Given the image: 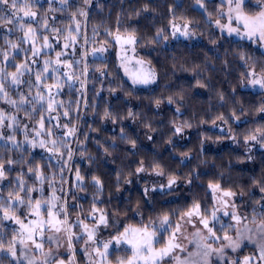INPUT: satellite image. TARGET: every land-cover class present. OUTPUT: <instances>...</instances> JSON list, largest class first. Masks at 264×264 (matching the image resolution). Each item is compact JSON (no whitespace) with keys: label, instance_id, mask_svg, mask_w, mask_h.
<instances>
[{"label":"trees","instance_id":"obj_1","mask_svg":"<svg viewBox=\"0 0 264 264\" xmlns=\"http://www.w3.org/2000/svg\"><path fill=\"white\" fill-rule=\"evenodd\" d=\"M204 4L206 11L196 5L195 0H91L88 5L83 0H68L66 4L60 0H38L33 8L38 12L36 19L29 21L25 17L20 21L31 23L37 29L35 47L42 48L45 36L52 45L42 48L35 57L33 43L25 42L18 24L0 20V66L10 73L16 70L14 65L27 62L31 69L24 72L23 83L19 85L11 84L10 77L4 81L7 99L17 101L16 105L8 103L0 94V111L5 117H15V122L6 119L0 127V135L4 137L0 138V159L15 161L11 166L6 165L9 174L7 180L0 183V199L7 201L8 191L17 190L16 177L23 174L26 187L42 188L44 199L50 198L53 190L58 193L60 204L65 203L70 224L76 223L77 216L85 223H95L100 213L88 215L95 202L109 221L107 227L100 226L98 233L111 237L117 224L118 230L123 231L129 225L148 224L149 219L155 220L164 211L176 210L172 215L175 224L181 211L193 200L200 202L202 210L207 208L210 212L214 201L208 183L214 181L237 193L234 204L241 217L247 216L251 221L255 208L258 223L261 208L256 202L264 204L261 199L264 192L260 191V185L264 184V147L253 141L246 144L245 136L264 125V113L258 112L264 104V92L240 87L239 81L241 73L249 71L251 66L260 72L264 67V53L251 41L233 39L215 30L209 20L218 16L221 2L204 0ZM81 9L87 16L80 14ZM258 9L253 0L245 1L246 13L255 14ZM4 15L7 13L0 11V16ZM178 21L187 22L196 38L171 39L170 24ZM44 23L48 27H43ZM133 30L138 55L156 72V82L150 88L133 87L122 75L113 53L107 52L102 58L92 55V50L99 45L113 47L115 34L126 35ZM158 30H162L160 36H157ZM69 31L74 42L66 39ZM164 36L168 37L167 43ZM5 37L17 43L19 50L11 49ZM65 43L70 46L65 48ZM146 47L152 49L146 52ZM4 51L8 52L7 61L3 58ZM57 52L64 53L60 59L71 63V69L54 63ZM241 54L247 59V65ZM46 59L53 62L46 74L48 78L37 82L36 73L43 70ZM100 67L105 68L103 76L96 70ZM53 68H58V72H53ZM65 72L85 80L84 88L81 89L79 80L69 81L63 75ZM55 80H61L63 87L58 94L55 88L51 92L63 107L57 105L55 111L47 112L43 111L47 108L46 100L42 104L19 103L21 94L32 101L38 89L47 97L48 89L44 85H51ZM198 81L204 87H200ZM169 97L173 103H168ZM156 100L161 101L159 107ZM177 107L180 112L176 111ZM130 110L134 117L128 116ZM65 111L69 112L68 116H64ZM105 111L110 113L109 117L104 116ZM233 113L240 119H235ZM41 116L44 130H51V136L36 137V132L41 130L38 123ZM219 116L227 123L217 119ZM185 122L191 127L173 135L174 124ZM9 124L12 126L8 127ZM64 125L75 127V134L67 136L68 129ZM25 131L29 141L54 139L58 143L66 141L67 147H60L62 155L33 148L25 140ZM13 135L14 141L7 139ZM128 139L136 141L135 148ZM69 149L73 153L71 159L67 155ZM182 153H188L187 158ZM141 161L147 170L137 173ZM157 162L164 170L163 176L152 171ZM36 164L44 174L43 184L28 171ZM77 170L84 177L83 181H77ZM170 175L178 179L172 188H166ZM93 176L102 182L99 192ZM156 177L164 187L153 191L151 186L157 184ZM146 187L148 194H145ZM31 195L34 199L41 198L38 190ZM26 212L27 209L21 207L17 215L28 223L35 217L26 216ZM61 216L63 218V214ZM3 225L7 244L13 229L18 227L10 220ZM104 229L107 232L100 233ZM219 229L220 226L215 225L214 230L222 234ZM232 233L233 230L228 234ZM73 246L78 264H88L84 248L91 250L92 245L87 246L84 239H80L74 241ZM68 257L57 254L53 259L68 261ZM0 261L17 264L6 251L0 252Z\"/></svg>","mask_w":264,"mask_h":264},{"label":"snow or ice","instance_id":"obj_2","mask_svg":"<svg viewBox=\"0 0 264 264\" xmlns=\"http://www.w3.org/2000/svg\"><path fill=\"white\" fill-rule=\"evenodd\" d=\"M62 4L68 3V0H60ZM84 4L88 5L91 3V0H83ZM196 5L200 8H205L204 0H195ZM226 3L227 11L223 10V5ZM258 3L261 5L260 11L255 14H248L244 10L245 0H221V10L219 12V16L223 18V16L227 15L228 23L221 24L220 19H216L215 24L216 27L220 29L221 32L227 31L229 35L235 34L241 39L247 38L249 40L259 41L262 45H264V0H258ZM38 5V0H0V11L7 13V15L0 16V20H3L6 24H18L19 28L24 32V40L25 42L31 41L33 43L32 55L33 57L40 54L42 48H51L52 45L49 43L48 37H43V45L42 48L35 47V41L38 39L37 29L34 28L31 23L20 21L24 20L25 17L28 18L29 21L35 20L38 12L33 10L34 7ZM147 10V9H145ZM23 13L22 16L19 14ZM80 14L83 16H87V12L83 9L80 10ZM209 17L211 18V13H209ZM235 20L237 26L233 27L232 22ZM2 26V25H0ZM43 27H48L46 23L43 24ZM172 37L179 38L184 37L185 39H191L195 33L188 27L187 22L181 28L180 26L173 23L172 25ZM241 27L243 28V32H241ZM78 30V28H77ZM53 31H57L53 29ZM162 30H158L157 36H160ZM66 39L72 40L74 42V37L72 36L71 31H69L68 37ZM115 39L118 43L123 45H133L136 43L135 30L131 32H127L126 36H121L119 33L115 36ZM164 39H168L167 36H164ZM5 43L13 50H19V45L17 43L12 42L7 37H5ZM215 43V41H213ZM70 44L65 43L64 47L68 48ZM106 46L101 45L99 48L93 49L92 54H103L106 52ZM3 58L5 61L9 59L8 52L4 51ZM64 55L62 52L56 53V60L54 63L59 66L63 64L64 67L71 69L72 64L68 61H61L60 57ZM15 59V57H13ZM241 59L244 60L245 65L248 64L247 59L243 54H241ZM35 62V61H34ZM128 57L124 56L121 58V67L124 68L125 74L129 75L132 80L133 85H151L156 81V73L154 69H144L143 67L136 73H129L127 68ZM53 62L50 59H46L44 61V68L42 71L36 73V81L42 82L48 77L46 74L49 71V67ZM76 63H79L77 61ZM138 64L143 65V61H137ZM15 71L7 73L5 71V67L0 66V94L7 99L8 93L5 91L4 81L9 77L11 78V84L19 85L23 83L21 77L23 76L25 71H31L27 62L14 65ZM58 68H53V72H58ZM100 72L101 76L105 75V68L100 67L96 69ZM64 76L68 78L69 81H77L79 80L81 89L84 88L86 83L85 80H81L80 77L75 76L71 72L63 73ZM81 75H84V72H81ZM31 84V81H29ZM200 87H204L203 84L197 82ZM71 85H69L70 87ZM240 87H252L259 88L262 92H264V67L261 68L260 72L255 70L254 66H251V69L247 72L241 73V80L239 81ZM45 88L48 89V95L45 97V94L38 89L37 94L33 97L32 101H29L27 97L23 94L20 95V104L25 103H43L47 102V108L43 109V111L52 112L55 111V106L59 105L63 107V104L55 99V96L52 94L51 89H56V94L59 93L60 89L63 87V82L61 80H55V82L51 85L45 84ZM236 89H233L235 91ZM220 98L223 100V95H220ZM7 102L16 105L17 101L7 99ZM173 99L171 97L168 98V103H173ZM161 101L156 100V106H160ZM35 111V108H33ZM177 112H180V108L177 107ZM258 112L264 113V104H262ZM64 116H68L69 112L65 111ZM30 115V114H29ZM134 113L130 110L128 112L129 117H134ZM105 117H109L110 113L105 111ZM235 119L239 120L240 117L236 116L233 113ZM11 119L15 122V117H5L2 111H0V127L4 126L5 120ZM217 119L224 121L227 123L223 116L217 117ZM40 125V131L36 132V137L43 135L51 136V130H44V119L41 116L40 121H38ZM215 125V121H213ZM11 127L12 125H7ZM148 125H146L147 127ZM67 128L66 135L72 136L76 132V128H68L67 125H64ZM191 127L187 122L183 124H174V132L173 135L180 134L184 131L185 128ZM230 131V130H229ZM123 134V130H122ZM0 138H4L0 135ZM127 139V137H125ZM151 139V137H148ZM233 140L236 137H232ZM9 140H15L14 135L7 137ZM25 140L28 142L31 147H39L41 149H45L49 153L53 155H62L60 153V147H67L66 141H60L58 143L57 140H37L33 138L31 141L28 140L27 132L25 131ZM253 141L259 144L261 147H264V125L256 128L254 131L250 132L245 136V143ZM128 143L131 144L133 148L136 147V141L134 139H128ZM171 143V141H169ZM49 145H51L49 147ZM69 159H71L73 153L69 149L67 153ZM182 155L187 158L188 153H182ZM252 157L249 156V159ZM15 163V161L3 160L0 159V183L7 180L9 169L7 166H11ZM147 169L144 167V162H140V166L136 168V172H145ZM28 171L30 173H34L36 179L40 181L41 184L44 182V174L40 171L39 164L35 166H30ZM152 171L157 176H163L164 170L161 165L157 162L152 166ZM77 181H83L84 177L81 176L79 170L76 171ZM178 177L175 175H170L168 177L167 187L171 188L174 184H176ZM92 181L97 186V192L102 190V182L99 177L93 176ZM16 191L9 190L8 191V199L4 201L0 199V252L6 251L9 253L14 259H17V264H19V258L17 257V244H19L22 249H28L30 251H38L42 254L43 259L37 260L35 257H27L24 255V252L21 251V256L27 260V264H65V260L63 259H50L53 257V249L49 247L47 252H44L45 240L49 244L55 243L57 248L61 246V242L63 241L67 246V251L70 253V258L67 261V264H74L75 256H74V241L84 239V243L88 245L91 243L93 245V251L96 253V256L99 257V260L93 258L92 253L88 250V247L84 248L86 255L89 258V264H112V261L109 260V257L113 255L110 252V249L128 245L131 254L126 256H116L115 264H162L166 257L170 258L174 264H189L187 260H181L179 256L175 255L174 252L176 249H180V251H185L186 249L178 243L180 237L177 235L182 232L184 228V224L192 223L194 218H199L197 220V225H203V228L196 227V231L192 233L193 237L196 238V247L200 251L197 252L202 258V264H212L211 256L216 254L221 259L224 257L225 249L231 248L232 251L238 250L243 243L244 239H248L250 242L255 243L257 247V251L259 252L258 259L260 261H264V204H261L260 201L256 203L260 205L261 211L259 212V222L256 221L257 211L253 209V217L250 221L255 225V228H248L246 224L243 225V230L241 229L242 222L248 220L247 216L241 217L236 211V205L231 202L232 197L236 196L237 193L232 191L231 189L222 188L219 182L210 181L208 183V189L212 193L213 201L215 202L212 210L209 212L207 208L202 210L200 202L193 200L190 206H187L183 211H181L179 219L175 224L172 222V215L176 210H169L161 212L155 220L149 219L148 224H143L141 222L140 227H133L131 225L124 227L123 231H117V233L111 238L107 240H99L97 238V233L101 225L107 227L109 224L107 214L103 211V209L97 208L95 202L92 205V208L88 215L95 216V213L99 212L100 215L96 217V222L90 227L84 220H81L79 216L76 218L75 224H70L68 221V212L64 204H60L57 206L56 201L60 198L53 193V195L48 198H43V189H36L35 187H26V182L23 178V174H20L16 177ZM126 183L130 181H125ZM191 183V181H189ZM164 187V185H161ZM40 191L41 198L34 199L31 195L34 191ZM155 190L154 188L152 189ZM260 191L264 192V184L260 185ZM149 189L145 188V194H148ZM21 193H25V195H21ZM243 195V192L240 193ZM264 200V197L261 198ZM24 207L27 209L26 216L35 217L31 219L28 223H25V219L21 218L17 213L20 211V208ZM222 212L224 216H228L231 221H234L235 224L229 223L226 226L221 224L219 229L220 232L223 233V243L219 247H213V243L216 240H219L220 237L217 235V231L214 230L215 224L220 220L218 213ZM61 214H63V219L60 218ZM12 221L18 228L13 229L11 238L7 240V244H5V233H4V221ZM183 221V223H181ZM158 222V223H157ZM74 227H79L81 229V234L73 232ZM232 229H235L236 236H230L228 233ZM206 230V234L204 233ZM253 232L257 233L259 239L254 240L251 235ZM164 233H167V239L164 238ZM247 233V235L245 234ZM39 238V239H37ZM212 241L210 243L209 241ZM192 241H189L191 243ZM162 245L160 247H156V245ZM98 245V246H97ZM34 246V247H33ZM102 249V250H101ZM192 253H189L191 256ZM254 257L253 256H244L242 260H231L229 264H252ZM0 264H3L0 261Z\"/></svg>","mask_w":264,"mask_h":264},{"label":"rangeland","instance_id":"obj_3","mask_svg":"<svg viewBox=\"0 0 264 264\" xmlns=\"http://www.w3.org/2000/svg\"><path fill=\"white\" fill-rule=\"evenodd\" d=\"M218 1L221 2V0H218ZM245 1H247V0H245ZM253 4L255 6H257L259 8L258 11H260L261 5L258 3V0H253ZM223 10L226 13V11H227V5H226V3L224 4ZM216 19H220L221 24H227L228 23V18H227V15H225V16H223V18H221L219 16V14H218L217 17H214V18H212V19L209 20L212 23L214 29L217 30L219 33L224 34V35H226V36H228L230 38H233V39L251 41V42H253L264 53V45H262L259 41L249 40L247 38L241 39L240 37L236 36L235 34L229 35L227 33V31L221 32L220 29L216 27V24H215ZM173 23H175L176 25L180 26L181 28H183V26L185 25L184 22H179V21L178 22H172L170 24V27H169L170 28V36L169 37H171V39H185L184 37H179V38L172 37V31H173L172 25H173ZM232 26L233 27H236L237 26L235 20H233ZM188 27L190 28L189 25H188ZM241 32H243V28L242 27H241ZM116 35L117 34H115L112 37L113 47L106 46V49L107 50H106L105 53H103V54H97V55H93L92 54V55L95 56L96 58H102V57L105 56V54L107 52L113 53L114 56H115V58H116L118 67H119L122 75L125 77L126 80H128L130 82V84L133 87L139 88V89H146V88L152 87L155 83H153L151 85H133L132 80L130 79L129 75H126L125 74L124 68L120 66L121 65V58L124 57V56L128 57L127 68H128L129 73H136L142 67L144 69H154V68L149 64V62H147L145 59H143L142 57H140L138 55V49L136 47V43L133 44V45H127V44H125L122 47L121 44L116 41V39H115V36ZM120 35L122 37L123 36H126L124 34H120ZM195 38H196V35H194L191 39H186V40H193ZM167 41H168V39H166L164 43H167ZM100 46L101 45H99V46H97L95 48H99ZM151 49H152L151 47H148V48L146 47L144 50L146 52H148ZM92 52H93V50H92ZM137 61H143V65L138 64ZM244 88L249 89V90H253V91H261L259 88H252V87H244ZM156 183L157 184L152 185L151 188L152 189L154 188L156 190H160V188H161V185H160L161 184V181H160L159 177H156ZM166 185H165V187L166 188H169ZM66 192H67V190L64 191V194H66ZM53 193H55V195L58 197V193L54 192V190L51 191V196L53 195ZM234 198L235 197H232V200H231L232 203H234ZM56 203H57V206L60 205L59 200L56 201ZM62 203L65 204L64 201ZM214 204H215V202H214ZM236 211L240 215V213H239V211H238L237 208H236ZM218 215L220 217V220L215 225H218V226L221 227V224H224V225L225 224H229V223L235 224V222L234 221H231L228 216H224L222 212L218 213ZM221 217H222V220H221ZM60 218L63 219L62 216H60ZM198 219L199 218H194L192 220V223H190V224H184V228L182 229V232L177 234L180 237V239L178 240V243H180L186 250L185 251H180V249H176L175 252H174V254L177 255V256H179L181 260H187L189 262V264H202V258L199 255H197V252L200 251V250L197 249V247H196V238L193 237V235H192V233H194L196 231V227L203 228V225H197V220ZM181 223H183V221H181ZM11 224H13L14 226L18 227V225H16L12 221H11ZM87 224L91 227L94 224V222H92V223L87 222ZM244 224H246L248 228H253V229L255 228V225L254 224H252L248 220H245V221L242 222V225L240 226L242 230H243V225ZM116 226H117V229L115 230V232H114L113 235H115L117 233V231H118L119 225L117 224ZM131 226H133V227H140V226H134V225H131ZM232 230H233V233L232 234H229V235L235 237L236 236V231H235V229H232ZM105 231L106 230L104 229V231H102L100 233L103 234V233H105ZM73 232H76L78 234L83 235L81 233V229L80 228L77 231H74L73 230ZM204 233L206 234V230H204ZM245 234L247 235V233H245ZM217 235L220 237V239L219 240H216L213 243V247H219L223 243H225L223 241V233L222 234L217 233ZM251 235L253 236V239L254 240L259 239V236H258L257 233L253 232ZM97 238L99 240H107V239H109L111 237H109V236L106 237V234H103L101 236V235H99V233H97ZM164 238H165V240L167 239V233H164ZM37 239H39V238H37ZM189 241H192V242L189 243ZM209 242L212 243L211 240ZM88 245H91V243H89ZM160 246H162V245H159V244L156 245V247H160ZM49 247H51L53 249V257H50V259L55 258L57 256V254H67L69 256L68 259L70 258V253L67 251V246H66V244L63 241L61 242V246L59 248H57V245L55 243L49 244L47 242V240H45L44 252H47L48 249H49ZM92 247H94V246L92 245ZM73 248H74V256H75L74 264H78V259H77V254H76L77 253L76 252V248L74 246H73ZM21 251H23L24 252V255L27 256V257H29V258L35 257L37 260L43 259V256H42V254L40 252H38V251H30L28 249H22V247L19 244H17V257L19 258V262H22L24 264H27V260L24 259L21 256ZM89 251L92 253L93 258H95L96 260H99V257L96 256V253L92 249L89 250ZM110 252L114 253V255H111L109 257V260L112 261V264H115V258H116V256H126V255H130L131 254V251H130L128 245H122V246H118V247L112 248V249H110ZM189 253H192V255L189 256ZM8 255L11 256L9 253H8ZM244 256H253L254 259L252 261V264H264V261H260L258 259L259 252L257 251L256 244L250 242L248 239H244L243 240V243H242V246L238 250H236V251H232L231 248H226L225 249L224 257L222 259L220 257H218L216 254H213L210 259L212 261V264H229V262L231 260H242V258ZM11 258H13V257L11 256ZM59 259L65 260V258H59ZM14 260L17 262V259H14ZM86 261L89 264V258H88L87 255H86ZM65 264H67V261H65ZM162 264H174V262H172L170 258L166 257L165 260L162 262Z\"/></svg>","mask_w":264,"mask_h":264}]
</instances>
